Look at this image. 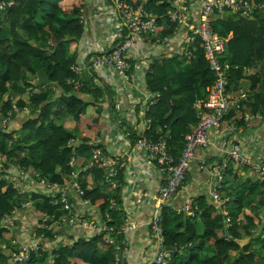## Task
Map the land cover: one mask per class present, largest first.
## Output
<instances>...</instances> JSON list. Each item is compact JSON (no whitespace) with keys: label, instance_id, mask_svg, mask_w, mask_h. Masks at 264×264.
<instances>
[{"label":"trees","instance_id":"obj_1","mask_svg":"<svg viewBox=\"0 0 264 264\" xmlns=\"http://www.w3.org/2000/svg\"><path fill=\"white\" fill-rule=\"evenodd\" d=\"M10 1L12 6L0 12V118L15 107L18 112L12 115L7 129L0 128V264H116L119 253L103 242L101 234L83 237L77 229L54 239L52 231L38 228L37 236L44 235L39 249L31 253L28 261L17 263L12 260V254L18 252L24 242L18 234L10 236V231L3 225L6 217L19 213L26 203L32 205L37 218L43 215L60 218L64 210L54 206L50 194H44L39 188L41 192L21 194L6 178L8 171L16 168L38 175L33 178L27 175L26 183L34 180L36 183L62 184L63 179H70L75 169L70 166L72 158L78 159L83 146H87L90 157L86 159H91L93 150L86 138H80L83 143L78 147H69L79 139L75 131L82 134L90 130L100 135L97 114L100 117L104 113L106 103L112 102L115 92L109 85H94L88 76L84 86L77 91L69 84L75 78L71 68L78 60L76 45L85 31L82 19L85 0ZM127 1L138 3L137 0ZM172 4L173 0H146L147 9L166 27L165 36L172 34L174 28L166 19ZM213 27L223 37L233 35L222 60L228 65L231 92L239 91L244 80L250 84L251 98L241 100L242 113L244 109L264 111V10L257 11L251 20L230 13L217 19ZM188 47L192 55L190 62L183 56ZM38 70H43L50 83L61 86L64 93L57 87L36 86ZM251 70L255 72L247 74ZM214 81L199 39L182 49L178 45L177 53L171 58L166 55L155 57L147 69L148 90L161 96L147 114L153 120V131L147 134L155 139L157 129L167 126L173 136L170 145L176 159L182 153L185 136L199 122L194 106L206 99L207 90ZM93 107L96 115L91 114ZM111 110L115 113L112 118L123 129L124 123L116 116L118 110L113 102ZM235 114L230 112L223 125L233 123L237 118ZM66 118L75 122L73 130L62 124ZM228 165L234 167L233 163ZM90 179H94L95 185L91 186ZM80 182L85 199L102 214L109 210L111 199H118L108 187L106 190L101 188L106 182L100 169L82 171ZM249 185L251 189L247 194L229 192L227 196L225 188L222 190L224 196L232 200L226 204L232 220L228 229L222 209L217 208L216 203L209 204L205 197L195 199L200 208L195 217L177 215L165 206L166 246L172 255L169 264H264V229L255 225L248 215H245V221L240 220L246 201L252 199L254 187L260 184L251 182ZM231 203L234 208H230ZM110 212L119 226L121 212ZM200 226L204 229L202 234L199 233ZM226 229L227 238L224 236ZM258 231L261 232L257 235ZM248 237L252 240L243 248L236 242ZM117 239L123 242L124 236ZM240 252L245 255L240 257ZM119 264L126 263L120 259Z\"/></svg>","mask_w":264,"mask_h":264},{"label":"built area","instance_id":"obj_2","mask_svg":"<svg viewBox=\"0 0 264 264\" xmlns=\"http://www.w3.org/2000/svg\"><path fill=\"white\" fill-rule=\"evenodd\" d=\"M103 1V7L97 6L95 18L99 19L107 15L114 18L115 24L109 27L106 22L101 21L105 36L84 39L83 58L81 61L77 60V63L72 66L71 70L75 78L69 84L73 85L77 91L84 86V79L87 76L91 77L93 84L97 86L109 85L111 78L119 80L121 86L118 88L117 97L116 99L111 97L113 104L123 115L121 119L124 128L117 140L126 141L132 151L145 153L148 167L140 168V174L136 176L137 182H144L153 174V170H157L162 176V182L157 187L156 210L148 225L157 250L152 264H169L172 255L166 246L163 208L177 195L195 159L197 149L206 148L209 145V132L212 130L215 133L221 132L223 123L230 112L241 110L240 102H234L231 95L228 65L222 62L227 53L228 41L233 38V35L221 36L214 30V22L230 13L248 20L254 19L257 11L264 10V2L259 0H173L166 19L174 28L172 34L165 36L166 27L159 23L160 18L157 15L147 9L146 0H137L138 3L127 0ZM11 6L10 0H0V12L7 11ZM82 19L84 21L83 10ZM197 39L203 44L205 57L215 81L208 88L206 99L195 104L199 122L185 136L182 153L179 159H176L170 145L173 136L167 126L157 129L155 139L147 134L153 131V120L147 117V114L160 101L161 96L148 90L145 75L155 57L160 55L171 57L177 53L178 45L182 49ZM183 56L188 62L192 60L189 47L183 52ZM112 89L115 92V88L112 87ZM144 91H146L145 95H143ZM112 102L106 105L112 106ZM17 111L18 108L15 107L5 117L0 118L1 129H7L12 115ZM255 117L264 119V114H258ZM250 118L254 116H246L245 120L249 121ZM228 129L234 131V124L228 126ZM90 145L93 151L89 166L79 171L73 170L70 179H63L62 184L31 181V185L41 189L44 194H50L54 206H61L64 210L60 218L43 215L36 225L39 229L52 231L55 234L54 239L76 227L88 231V234H101L103 242L107 246H113L120 253L124 250V245L117 238L138 228V224L132 221V211L124 213L121 209L120 196L123 188L121 172L124 155L109 154L96 142H91ZM226 157L227 164L234 163L247 167L259 181L264 182V165L242 156L239 145H233L226 153ZM76 165L78 160L72 158L70 166ZM93 168L103 171V179L110 192L118 197V199L110 200L109 210L103 214L100 209L95 208L100 214L99 221L85 220L83 213L75 208L74 202V199H78L83 207L92 206L90 200L84 197L85 190L80 182V174L82 171ZM27 175L31 178L38 177L37 174H28L24 170L12 168L8 171L6 178L14 184L15 189L24 194V182ZM217 176L218 179L210 191V197L224 212L228 229L231 227L226 209L228 200L220 195L224 180L220 172ZM28 206L29 203L24 204V208ZM110 211L121 212L119 226L115 223V218ZM173 211L177 215L195 217L200 212V208L195 200L189 197ZM19 214L16 213L3 220V225L10 231L11 237L17 236L15 229ZM43 236H37L35 240L29 235L30 243H21L18 252L12 254L13 262L28 261L31 253L39 249L40 239ZM116 259V264H119L120 257L117 256Z\"/></svg>","mask_w":264,"mask_h":264},{"label":"crops","instance_id":"obj_3","mask_svg":"<svg viewBox=\"0 0 264 264\" xmlns=\"http://www.w3.org/2000/svg\"><path fill=\"white\" fill-rule=\"evenodd\" d=\"M85 1L86 7L83 9L85 31L79 44L77 43L76 45L77 50L75 48L78 61H81L83 58L82 45L86 37L95 38L105 36L104 27L101 26L100 22H106L109 27L115 24L114 18L107 15H103L99 19L95 18L97 6L103 7V0ZM249 72L253 73L255 70L248 71L247 74H249ZM109 81L108 84L115 88L116 93L114 97L116 99L118 88L121 85L117 78H111ZM249 88L250 84L244 80L239 91L232 90L231 95L234 102L241 103L242 101H247L248 98L250 99L251 95L249 93ZM145 94L146 91L143 92V95ZM87 100L91 101L90 98H87ZM110 108V105H106L104 113L100 117L97 114V119H99L101 125V134L97 135V133L89 130L82 133V138L88 139L89 143H99L109 154L124 155L121 172L123 180V188L120 196L121 209L124 213L129 210L132 211V221L138 224V228L123 235L124 250L122 251V262L126 264H152L157 250L148 222L156 210L157 187L162 182V176L157 170H153V174L146 178L144 182H137L136 176L140 174V168L148 167L145 160V153L143 151H132L126 141L117 140L122 128L119 126L118 122L112 118V115H115V113H113ZM232 112H235V115H237L236 120L231 123L234 124L235 130L229 131L228 126L231 125L229 122L223 125L219 133H215L213 130L209 132V145L206 148L197 149L195 159L190 165L185 181L180 187L177 195L166 206L175 210L189 197L194 200L205 197L209 204L212 202L216 205L215 201L213 202L210 197V191L214 188L218 179L217 174L220 172L224 180V194L227 196H229V192L239 193L243 191L244 194H247V192H249L248 189H251L249 185L251 182L253 184H260L254 187L252 199L246 201V207L244 213L240 215V220L245 221V215H248L253 218L255 225L261 226L262 229H264V185H262L261 182L258 183L259 180L253 175L249 168L234 163V167H231L226 161V153L233 145L237 144L240 146L242 156L253 161L261 162L264 165V119L255 117L258 114H264V111L252 112L251 110L244 109V113H242L241 108L239 111ZM116 116L122 118V112L118 111ZM246 116H254V118H250L249 121H246ZM72 121L73 120L66 118L62 124L66 128L68 127L67 129H74L75 122L72 123ZM79 140L81 139L79 138ZM84 159L85 157L83 156L77 159L78 166L80 167L79 169L89 166V164H85L86 166H84ZM247 182H249V184L246 187ZM90 184L91 186L95 185L94 179H90ZM25 186L27 188L32 186L38 189L35 185H31V182L26 183L24 187ZM224 194L222 191L220 192L222 198L228 200L227 204L232 202V200L227 196L225 197ZM74 202L75 208L83 213L85 220H100V214L96 211L95 207H83L78 199H74ZM29 206L32 207L31 204H29ZM216 207L218 208L217 205ZM234 207L235 205L231 203L230 208ZM226 208L228 209V205H226ZM32 209L34 208L32 207ZM19 215H21V213ZM38 220V218L35 219L36 222ZM229 221L230 224H232L231 218ZM19 222L20 220H17V226ZM76 229L79 231V235L84 234L83 237H89L91 235L88 234V231L79 227L72 228L69 232ZM203 232L204 229L200 226L199 233L202 234ZM260 232L261 231H258L257 235ZM256 247L258 248V246Z\"/></svg>","mask_w":264,"mask_h":264},{"label":"rangeland","instance_id":"obj_4","mask_svg":"<svg viewBox=\"0 0 264 264\" xmlns=\"http://www.w3.org/2000/svg\"><path fill=\"white\" fill-rule=\"evenodd\" d=\"M160 56H163V55H160ZM166 57L167 58H171L172 56L171 57L170 56H166ZM100 87H103V86H100ZM96 112H97L96 109L93 107L91 109V114H95ZM72 123H74V121H72ZM72 127H74V126H72ZM70 130H73V129H70ZM75 133L78 136V138H82V134H79V132H76V131H75ZM79 155L85 157V159H84V166H86L85 164H90V162L92 160V155H91V159H86V158H89L90 157L89 148L87 146H83V150L80 151ZM74 167H75L74 170H76V171H79L80 170L79 169L80 167L78 165H76ZM107 187L108 186L105 183H103L101 185V188L103 190H106ZM25 190H26V193H30V192H33V191L41 192V191H39L38 189H36V188H34L32 186L30 188H27L26 187ZM34 212L35 211H34V209H32L31 206H28L27 208H23L20 211L21 215L18 218V220H20V222H19L18 226H16L15 235L18 234L19 238L21 240H23L24 244H29L30 243V240L28 239V236L29 235H31L32 237L35 238V240H37V238H36L37 237V231H36V229H38V227H37L36 221H35V219H37V217L33 215ZM183 216L187 217L186 215H183ZM40 218H38V219H40ZM89 221H92V220L90 219Z\"/></svg>","mask_w":264,"mask_h":264},{"label":"water","instance_id":"obj_5","mask_svg":"<svg viewBox=\"0 0 264 264\" xmlns=\"http://www.w3.org/2000/svg\"><path fill=\"white\" fill-rule=\"evenodd\" d=\"M37 78H36V86L38 87H41V86H44V85H49L50 88H54V87H57L58 90H60L62 93H64V89L61 87V86H55L54 84L50 83V78L48 75H46L44 73L43 70H38L37 71ZM83 142L79 139L75 140V142H73L72 144H70V148H76L78 147L79 145H81ZM224 236L227 238L228 237V231L227 229L225 230L224 232ZM252 240V237H248V238H245V239H241V240H237L236 242L243 248L245 246H247ZM245 254L243 252H240L239 256L242 257L244 256ZM121 261H123V256H122V252L120 253L119 255Z\"/></svg>","mask_w":264,"mask_h":264}]
</instances>
